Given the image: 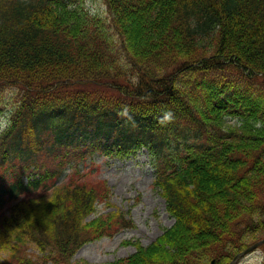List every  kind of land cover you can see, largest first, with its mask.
Listing matches in <instances>:
<instances>
[{"label": "trees", "instance_id": "trees-1", "mask_svg": "<svg viewBox=\"0 0 264 264\" xmlns=\"http://www.w3.org/2000/svg\"><path fill=\"white\" fill-rule=\"evenodd\" d=\"M102 3L0 0V264H91L134 223L87 218L86 160L141 148L174 221L101 264H228L264 236V0Z\"/></svg>", "mask_w": 264, "mask_h": 264}, {"label": "rangeland", "instance_id": "rangeland-1", "mask_svg": "<svg viewBox=\"0 0 264 264\" xmlns=\"http://www.w3.org/2000/svg\"><path fill=\"white\" fill-rule=\"evenodd\" d=\"M86 5L93 12L104 16L107 14L102 0H86ZM5 125L6 119L0 118V130ZM86 161L88 164L94 162L93 174L105 179L110 190V204L97 202L94 212L87 218L118 209L125 212L134 225L122 228L112 237L84 243L73 255V260L85 259L91 264H101L126 256L136 247L133 243H125V240L147 245L172 225L174 219L167 212L165 200L153 184L154 170L146 149L141 148L135 155L125 158L95 152ZM237 264H264V245L251 250Z\"/></svg>", "mask_w": 264, "mask_h": 264}, {"label": "water", "instance_id": "water-1", "mask_svg": "<svg viewBox=\"0 0 264 264\" xmlns=\"http://www.w3.org/2000/svg\"><path fill=\"white\" fill-rule=\"evenodd\" d=\"M264 242V237L261 238L260 240L254 242L253 244L247 246L245 249H243L242 251H240L239 253H237L234 258L229 262V264H234L236 262V260L242 256L243 254L247 253L249 250H251L252 248H254L255 246H257L258 244ZM213 262V261H212Z\"/></svg>", "mask_w": 264, "mask_h": 264}]
</instances>
